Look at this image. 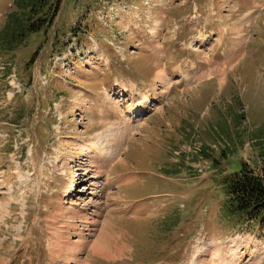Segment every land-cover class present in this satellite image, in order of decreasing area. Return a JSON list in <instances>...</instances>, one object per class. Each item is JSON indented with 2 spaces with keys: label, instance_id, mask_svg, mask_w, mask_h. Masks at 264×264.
<instances>
[{
  "label": "rangeland",
  "instance_id": "obj_1",
  "mask_svg": "<svg viewBox=\"0 0 264 264\" xmlns=\"http://www.w3.org/2000/svg\"><path fill=\"white\" fill-rule=\"evenodd\" d=\"M57 6L0 52V264H264L222 182L263 171L264 0H0V29Z\"/></svg>",
  "mask_w": 264,
  "mask_h": 264
},
{
  "label": "trees",
  "instance_id": "obj_2",
  "mask_svg": "<svg viewBox=\"0 0 264 264\" xmlns=\"http://www.w3.org/2000/svg\"><path fill=\"white\" fill-rule=\"evenodd\" d=\"M23 5H25V3ZM59 7L60 6L52 8L50 11L48 10L45 19L37 18L34 13L25 20L13 18L5 21L4 26L0 29V52L7 53L9 51H14L24 43L22 38L23 35H21L19 31H26L34 34L44 28H50L55 21ZM37 8L38 4L35 6L36 13ZM35 9H31V12ZM225 143L226 146H229V150L225 149V154L228 152L235 154V152H233L234 148L232 147V143L228 141ZM205 153L207 152H201L202 155ZM240 163V170L238 172L223 179V187L226 194V214L230 220L236 221L239 224H241V222L238 221V219L241 218L248 221L259 219L258 222L260 223L259 217L261 211L264 210V158L263 171L261 172H254L251 165L246 162Z\"/></svg>",
  "mask_w": 264,
  "mask_h": 264
},
{
  "label": "bare ground",
  "instance_id": "obj_3",
  "mask_svg": "<svg viewBox=\"0 0 264 264\" xmlns=\"http://www.w3.org/2000/svg\"><path fill=\"white\" fill-rule=\"evenodd\" d=\"M140 105V104H139ZM147 106H148V101L147 102H145V103H143V104H141L140 106H138V104L135 106V108L137 109V110H139L140 111V113H146L147 112ZM132 110H130V111H126V113H127V115H130L129 113L131 112ZM134 118V117H133ZM125 120V119H124ZM130 121H132L131 119H130ZM121 132V131H120ZM111 147V146H110ZM112 151H114V149L112 148L111 149ZM112 151H110L111 152V156L112 155H114L113 157H116V154L115 153H113ZM109 152V153H110ZM111 158V157H110ZM128 178V177H127ZM126 179V178H125ZM241 246V245H240ZM103 247H104V244L102 243V241L101 240H99V241H96L95 242V244H94V253L96 254V255H100V256H105V257H108V258H110V255H112L111 253H110V251H109V255L107 256V253H104L103 254ZM204 254H206V253H204ZM237 255V254H236ZM112 257V256H111ZM200 257V256H199ZM237 258V257H236ZM208 262V261H207ZM202 263V262H201ZM224 263V262H223Z\"/></svg>",
  "mask_w": 264,
  "mask_h": 264
}]
</instances>
